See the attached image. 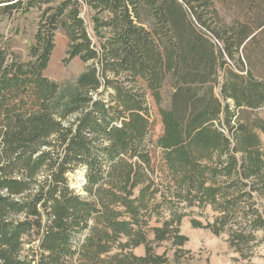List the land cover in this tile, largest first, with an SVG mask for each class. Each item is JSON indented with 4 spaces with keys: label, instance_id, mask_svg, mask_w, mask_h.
<instances>
[{
    "label": "trees",
    "instance_id": "trees-1",
    "mask_svg": "<svg viewBox=\"0 0 264 264\" xmlns=\"http://www.w3.org/2000/svg\"><path fill=\"white\" fill-rule=\"evenodd\" d=\"M33 12L24 58L0 35V264H170L155 248L183 247L194 210L192 228L226 234L250 264L264 242V0L229 22L214 0H0V17ZM60 30L64 63L85 65L68 98L44 74Z\"/></svg>",
    "mask_w": 264,
    "mask_h": 264
},
{
    "label": "rangeland",
    "instance_id": "rangeland-1",
    "mask_svg": "<svg viewBox=\"0 0 264 264\" xmlns=\"http://www.w3.org/2000/svg\"><path fill=\"white\" fill-rule=\"evenodd\" d=\"M214 5L220 18L223 19V21L229 22L242 18L245 13L251 9V0H214ZM89 13L86 7L81 10V17L87 27L90 25ZM250 14L248 16H250ZM191 20L193 21V19ZM36 24L37 14L34 12L24 16L16 14L10 18L0 17V35L5 39H9L12 50L24 58L27 48L32 43ZM90 35L93 37L91 31ZM205 35H207L211 42L217 45V40L214 37L207 32H205ZM67 46V36L63 31H58L55 35L54 50L44 72L47 78L60 85V95L64 96V98H68L74 93L76 80L82 74L85 67L79 59H73L68 63H64ZM215 91L218 93V89ZM169 93L170 89L166 86L162 92V107L167 106ZM149 104L152 113V121L155 123L154 134L157 136L161 132V125L157 116V107L151 98H149ZM261 140L264 145V135H261ZM81 178V170H76L73 174L69 175V183L76 192H80ZM194 211V214L182 220L180 226L181 234L188 239L184 246L179 249H171L169 243H162L155 248V253L157 255L165 254L170 264H247V260H241L239 255L229 248L226 234L214 236L209 231L192 228L190 224L192 218L205 222V217L197 216V210ZM204 215L208 217L209 221H212V217L216 214L208 207L204 211ZM150 226H158V224H156L153 219L150 222ZM257 235L261 237L263 234L259 232ZM149 239H152L151 235ZM31 246L33 247V244L27 245L25 239L21 256L26 255ZM175 251H179L180 259L178 262L175 261ZM255 251L256 255L251 259L250 264H264V242L256 248ZM133 253L137 256L143 255V246L136 248Z\"/></svg>",
    "mask_w": 264,
    "mask_h": 264
}]
</instances>
